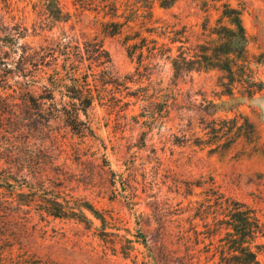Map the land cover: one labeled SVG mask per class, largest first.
I'll use <instances>...</instances> for the list:
<instances>
[{
    "label": "rangeland",
    "instance_id": "rangeland-1",
    "mask_svg": "<svg viewBox=\"0 0 264 264\" xmlns=\"http://www.w3.org/2000/svg\"><path fill=\"white\" fill-rule=\"evenodd\" d=\"M224 3L241 9L248 35V69L232 94L217 70L175 77L167 51L177 45L168 37L196 43L204 25L219 23ZM59 5L70 14L66 22L49 15L54 0H0V35L40 25V34L21 41L46 50L31 85L21 90L16 80L24 79L10 76L0 88L1 185L27 203L0 216V264L238 263L231 246L239 235L221 206L245 203L264 225V0ZM107 21L122 30L105 33ZM63 32L76 37L66 49L84 55L83 80L96 97L82 116L86 133L60 117L70 92L51 91L65 59ZM95 36L112 59L106 80L86 54ZM31 95L37 103L28 106ZM47 194L72 207L89 202L104 220L49 215L39 201ZM247 241L264 264V232Z\"/></svg>",
    "mask_w": 264,
    "mask_h": 264
},
{
    "label": "trees",
    "instance_id": "trees-1",
    "mask_svg": "<svg viewBox=\"0 0 264 264\" xmlns=\"http://www.w3.org/2000/svg\"><path fill=\"white\" fill-rule=\"evenodd\" d=\"M175 2L176 0H161V5L169 7ZM47 10L51 18L57 23L66 22L70 18L69 12L64 11L59 5V0H54V7ZM107 14H110V17L118 16L117 13L110 12ZM149 14L153 15L151 10ZM224 19L227 20L226 24L221 23ZM39 29L45 28L39 25V27H34L33 32L29 34L30 28L28 26L15 25L11 28L7 27L6 33L3 36L0 35V88H7L10 76L24 79V81L16 80L21 90H23L22 85H31L32 67L37 69L45 57L43 51L46 50H38L29 41L22 42L21 40H25L29 35L37 36L40 34ZM121 30L122 24L118 21L105 22V33L115 34ZM167 34L163 33V36ZM75 38L65 32L62 33L59 43L64 48L65 59L61 69H54L50 84L53 86L52 92L59 86L70 92L68 95L70 101L65 103L63 109L60 110V117L74 128L76 125L79 126V131L86 133L88 121L82 116H88V111L94 104L96 97L88 81L83 80L84 72L81 70L84 55L80 51L71 53L66 49L68 44L75 41ZM168 38L172 44H177L175 45L176 53H174L173 46L167 49L175 77L193 71L217 70L222 72L227 79V82L224 83L225 91L232 94L234 85L239 82L242 75L246 74L249 64L248 35L243 22L242 11L237 7L224 3L219 23L213 27L204 25L203 33L201 37H198L196 43L189 44L190 39L188 37L174 36ZM184 38L186 39L184 40ZM86 54L90 60V69L99 68L98 72L103 71L105 74L104 80L109 78L105 71H109L112 59L109 51L104 47L103 39L95 36L89 40L86 43ZM262 85L263 83H260V86ZM261 89V87H257L256 91L249 89L248 92L252 95ZM24 101L28 106L37 103V99L32 95L24 98ZM3 158L0 153V162ZM1 170L2 172L5 171V169ZM6 178V175L0 176V216L12 215V213L17 212L16 210H22L27 205L23 199H19L22 196L21 193H15V191L6 189L5 185H1ZM60 198L53 194L42 196L39 201L43 206V211L55 217L77 219L80 218L78 217L80 215L86 218V212H89L94 217L104 220L103 214L91 203L86 202L78 205V207H72L64 203L65 199ZM223 206L225 205L221 206L222 212L228 214L233 222L229 224L231 230L233 229L237 232L236 235H239L232 241L233 246H231L232 256L239 260L236 264H260L256 258V252L252 249L247 238L253 239L258 234L263 233L264 225L260 223L254 211L245 203L234 200L228 208Z\"/></svg>",
    "mask_w": 264,
    "mask_h": 264
}]
</instances>
